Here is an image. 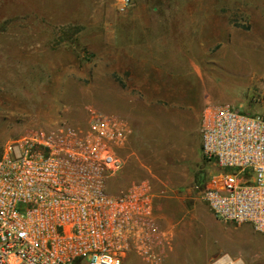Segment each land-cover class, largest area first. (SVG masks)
Masks as SVG:
<instances>
[{
	"label": "rangeland",
	"instance_id": "rangeland-1",
	"mask_svg": "<svg viewBox=\"0 0 264 264\" xmlns=\"http://www.w3.org/2000/svg\"><path fill=\"white\" fill-rule=\"evenodd\" d=\"M209 103L264 116V0H0V158L89 108L124 116L134 131L108 189L152 181L163 264L174 247L195 260L222 243L236 264H264V234L223 231L200 196L221 170L202 150Z\"/></svg>",
	"mask_w": 264,
	"mask_h": 264
},
{
	"label": "built area",
	"instance_id": "built-area-1",
	"mask_svg": "<svg viewBox=\"0 0 264 264\" xmlns=\"http://www.w3.org/2000/svg\"><path fill=\"white\" fill-rule=\"evenodd\" d=\"M118 1L124 10L133 0ZM133 131L128 118L89 108L83 123L9 140L0 158V264H125L132 254L163 264L152 181L108 189ZM201 143L221 168L202 200L217 218L264 234V116L209 103Z\"/></svg>",
	"mask_w": 264,
	"mask_h": 264
},
{
	"label": "crops",
	"instance_id": "crops-1",
	"mask_svg": "<svg viewBox=\"0 0 264 264\" xmlns=\"http://www.w3.org/2000/svg\"><path fill=\"white\" fill-rule=\"evenodd\" d=\"M214 217L217 220L216 223L220 226V228L223 231H227V229L228 231L230 230V227L228 228V225L224 223L223 220L217 218L215 215ZM223 244L224 243L220 244L219 248H215L213 250L202 249L201 251L198 252L197 259L195 260L191 258L190 256L191 252L189 250L174 247L168 251L164 264H190V262H192V264H210V261L218 254H223V257L219 259H215V262L213 264L218 263L224 257H227V261H224L222 264L229 263L230 261L239 263L238 259L233 258L234 252L231 245H229V247L226 248V246H224ZM241 262L244 261L242 260Z\"/></svg>",
	"mask_w": 264,
	"mask_h": 264
},
{
	"label": "bare ground",
	"instance_id": "bare-ground-1",
	"mask_svg": "<svg viewBox=\"0 0 264 264\" xmlns=\"http://www.w3.org/2000/svg\"><path fill=\"white\" fill-rule=\"evenodd\" d=\"M224 261H227V257L222 258L217 264H222Z\"/></svg>",
	"mask_w": 264,
	"mask_h": 264
}]
</instances>
